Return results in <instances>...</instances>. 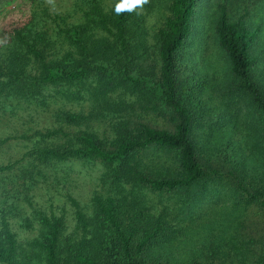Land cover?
Returning a JSON list of instances; mask_svg holds the SVG:
<instances>
[{
    "label": "trees",
    "instance_id": "16d2710c",
    "mask_svg": "<svg viewBox=\"0 0 264 264\" xmlns=\"http://www.w3.org/2000/svg\"><path fill=\"white\" fill-rule=\"evenodd\" d=\"M158 1L127 0L131 10L117 13L125 0H75L63 12L42 0L7 36L0 112L50 109L54 125L1 139L0 149L16 139L32 147L0 177L18 171L28 190L71 161L104 171L90 205L70 199L72 230L66 216L35 212L21 227L39 234L22 243L17 209H0V264H264V80L253 56L264 22L248 25L255 0H216L231 80L207 99L179 66L204 0H165L151 26ZM239 104L247 136L234 147L220 134L236 132L242 108H228ZM203 123L206 139L195 136ZM227 186L230 205L216 196Z\"/></svg>",
    "mask_w": 264,
    "mask_h": 264
},
{
    "label": "rangeland",
    "instance_id": "374dc122",
    "mask_svg": "<svg viewBox=\"0 0 264 264\" xmlns=\"http://www.w3.org/2000/svg\"><path fill=\"white\" fill-rule=\"evenodd\" d=\"M41 1L0 0V48L6 44V38L10 32L16 28L23 27L31 20L35 3ZM74 1L45 0L44 3L49 6L51 12H58L71 10ZM158 2L161 6L156 5L154 13L148 19L151 26L155 25L159 12L162 10V3L165 0ZM253 2L251 4L252 13L248 25L255 30L263 24L262 21L264 22V9L261 10L260 5H257V0ZM242 5L241 2L240 8ZM256 8L257 11L259 9V12L254 11ZM256 14L257 16L255 17ZM217 20L216 0H204L195 14L192 34L179 54L182 81L187 86H202L200 87L199 94L202 97H207V99L208 94L206 96V93L208 91V93L213 94L210 97L215 98L214 94L219 95V93L214 90H218L220 87L224 88L231 80L230 63L225 54L220 50L217 42ZM260 35L263 38L261 37L257 41L253 56L258 60L256 67L257 76L260 80H264V29ZM214 102L216 103L217 101L214 100ZM218 104L222 106V101L218 102ZM87 106L88 103H84L81 107L76 105L69 107L75 111H80L82 107L87 108ZM233 106L228 108L232 114L237 113L238 106L242 108L236 125L237 130L233 135H230L232 128H224V131L220 134V139L225 144L231 140V146L238 147L239 145H244L247 136V130L244 127V116L242 115L244 113V105ZM52 108H55V106ZM49 110L39 109L37 112H31L26 109H18L17 111L14 110L15 117L11 115L10 110L4 111L3 113L5 114L0 112V140L13 136H21L31 130L52 127L54 121L52 119V111ZM203 124L197 130L195 136L206 139L204 136H206L207 126L205 123ZM207 136L209 137L207 138V142L214 140L213 134H207ZM31 147L30 143L21 139L9 141L0 149V166L21 160ZM61 168L56 173L50 170L47 178L42 179L39 185L28 190L24 189L23 180L18 178V171L1 175L0 209H11V207H13L14 211L17 209V217L13 218L12 224L14 231L19 235L22 243L35 239L39 234L36 225L32 229L21 227L24 220L28 218L34 220L35 212L66 216L68 229L72 230L74 208L70 199H75L82 207H86L90 205L94 196L100 195L103 192L100 178L104 170L101 165L71 161ZM225 193L229 194V186L221 190V194L216 196L226 198ZM226 200L229 201L226 202V205H230V199L226 198ZM194 234L200 235L196 232L192 235ZM205 237V234H202L200 238L203 239Z\"/></svg>",
    "mask_w": 264,
    "mask_h": 264
},
{
    "label": "clouds",
    "instance_id": "9594fccd",
    "mask_svg": "<svg viewBox=\"0 0 264 264\" xmlns=\"http://www.w3.org/2000/svg\"><path fill=\"white\" fill-rule=\"evenodd\" d=\"M133 2L135 3V4H139L140 2H141V0H133ZM124 10H131V7L129 6V4L127 3V0H125V2L124 3H120V4H118L117 5V7H116V9H115V11L117 12V13H120L121 11H124Z\"/></svg>",
    "mask_w": 264,
    "mask_h": 264
}]
</instances>
